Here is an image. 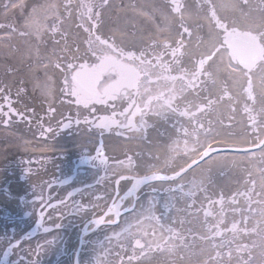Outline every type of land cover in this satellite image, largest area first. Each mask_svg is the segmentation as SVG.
I'll return each mask as SVG.
<instances>
[{
    "label": "snow or ice",
    "instance_id": "6c2138e0",
    "mask_svg": "<svg viewBox=\"0 0 264 264\" xmlns=\"http://www.w3.org/2000/svg\"><path fill=\"white\" fill-rule=\"evenodd\" d=\"M248 3L249 0H232L231 4H222L221 7L241 11L242 15L248 17L250 14L244 13L240 7L241 4ZM108 4L109 0H100L99 5L95 0H79L75 8L79 20L77 27L87 34L83 41L86 45L87 58L81 57L79 61L69 60L63 67L61 62H53V66L64 73L62 91L71 98V103L91 109L92 113L97 111L95 105H109L113 109L116 108L117 102L127 105L123 111L113 110L111 115L93 116L91 119L86 116L83 122L101 130H110L116 125L142 132L145 139H147V129L152 127L146 119L149 115L165 122L172 117L187 118L191 126H186L179 119L173 123L177 135L168 145V154L163 164V167L171 169L170 174L160 171L156 165H149L144 175L132 177L120 175L116 180L118 187L115 196L111 198V203H105L103 208L100 204L75 205L76 213L89 208L98 209L100 213L93 211L92 218L84 223L80 237L81 245L86 243L85 237L90 231L101 226L118 224L122 209L124 212L133 213L132 218L125 221L124 227L105 236L109 247H103L101 244L103 251L94 260L85 264H133V262L142 264L144 261L152 260L156 255L163 256L168 264H176L177 259L192 264L193 257H205L196 264H233L234 254L235 264H257L254 254V249L257 248L260 250L258 264H264V18L241 27L221 16L213 0H203L199 5V11L203 12L202 19L209 29L208 39L205 40L202 36L194 34L193 29L186 22L187 19L193 18V14L188 13L186 18L184 5L178 0H171V12L179 16L177 38L175 40L168 38L167 32L172 26V21L167 14H164L162 20L164 27L158 28V35L161 38H151L148 46L137 51L118 45L115 37L105 38L99 34L102 14L100 9ZM73 7L74 0H64V12L61 14V5L55 2L33 6L26 20L28 30L21 32V35L32 34L39 40L45 31H50L53 34L61 33L62 39L67 43L68 32H61V28L65 20L71 19ZM141 14L148 15V13ZM152 14L155 15V12L153 11ZM50 20L52 24L49 28ZM203 26L197 23L196 28L200 29ZM0 27L4 26L0 25ZM11 31L15 29L12 28ZM194 35V47L199 50L198 54L189 48ZM75 50L79 52V46ZM186 58L190 67L185 64ZM212 88H218V93L212 92ZM4 92L5 89L0 88V93ZM202 92L208 94L200 99ZM46 94L51 95L50 88H46ZM240 95L245 98L243 113L248 121V130L240 139L248 145L247 147H237L234 143H229V140L235 139V134L222 133L214 126L217 122L224 125V119L218 121L208 119L206 123L201 119L202 116L216 111L218 105L225 100L233 101L230 112L235 113V105ZM189 96L193 98L189 99ZM12 104L10 95L5 93L4 104L0 105V115L5 118L3 124L8 126L12 115L28 119L30 122L31 118L18 112ZM5 107L7 111H4ZM48 111L54 112L55 109L49 108ZM136 117H139L138 124ZM227 120L228 127H231L234 116H228ZM71 123L69 119L66 123L62 122L60 127L67 129ZM75 123L79 125L81 120L76 119ZM52 131L51 127L44 128L41 135ZM102 135L103 131H101ZM228 153H243L241 159L256 163H250L248 168L244 169L246 172L244 190L233 192L227 198L221 192L217 198L212 199L208 196L207 187L212 183L211 166L235 168L241 164V159L229 156ZM128 159L131 160L130 157ZM97 160L101 165H107L102 141L100 147L96 149V155L82 156L80 164L96 167ZM123 163L119 161L117 166H122ZM204 164H208L209 167L202 169L199 178L193 176L187 182L177 183L182 181L187 173ZM254 172L258 174L259 181L254 177ZM129 179L133 183L121 196L120 182ZM157 181L172 184L165 190L171 195L164 201L159 214H157L159 201L155 197H150L147 207L142 205L139 210L136 209L135 203L130 208L123 207V202L135 196L141 186H150L152 182ZM151 191L156 192L157 189L152 188ZM198 192L205 194L208 206L201 205L200 208L191 211L195 207V196ZM72 195L73 192L68 193L69 197ZM177 198L191 199V203L186 206L187 210L176 206ZM241 198L244 201L243 206H241ZM20 199L22 200L23 197ZM96 199L101 200L103 197L98 196ZM64 203L65 200H60L57 204L42 201L36 228H43L45 233L50 232L51 228L43 226L45 212L47 209L55 211ZM214 205H219L218 213L211 210ZM201 210L205 217L203 222L205 234L193 232L191 227L185 228L184 225L190 221L184 218L179 220L171 218V223L164 222L170 218L172 212H186L188 216H198ZM228 213L239 214L240 219H234L230 226L222 227ZM25 214L29 215V213ZM57 216H60V213L57 212ZM208 217H215L216 222L208 224ZM48 219L51 220L52 216L49 215ZM250 222L251 227H249ZM177 223L180 227L173 226ZM62 227V224L55 225L56 229ZM242 235L256 236L259 238V243L255 240L251 243H238ZM30 237L31 233L23 234L20 238L14 235L0 238V243L6 241L0 264H16V261H11L10 257L14 254V250ZM217 238H220L219 243L216 242ZM197 239L204 244L197 247ZM113 241L120 249L119 252L114 253L117 257L115 261L108 259L113 255L111 248ZM55 243V238L37 243L35 246L37 256L46 245ZM129 250V255L121 254ZM75 256V264H82L79 249L75 250ZM29 264H39V261H29Z\"/></svg>",
    "mask_w": 264,
    "mask_h": 264
},
{
    "label": "bare ground",
    "instance_id": "6f19581e",
    "mask_svg": "<svg viewBox=\"0 0 264 264\" xmlns=\"http://www.w3.org/2000/svg\"><path fill=\"white\" fill-rule=\"evenodd\" d=\"M8 0H4V3L0 4V25L4 27H0V67H4V70H0V76L2 75L6 82L10 85L12 89L9 92L10 97L13 101V108H15L18 112L24 113L25 117H31L29 114H26V111L35 109V113L40 115L41 118L38 120L24 119L18 117L16 115H12L11 122L8 125L12 131H14L15 135L11 137L13 139H20V142L26 144L27 149L32 150L34 147H41L44 144L46 145L49 138H54L53 140L58 141L59 143H63L67 140L73 139L76 141L82 139H93L95 135L94 133L101 134V131H91L89 130L90 125L85 126L80 123L76 125L75 128H69L66 130H59L55 127L54 119L45 120L44 116H47L48 113L42 112L44 109H49L46 106V102L40 99V96L44 97L43 99L52 103L57 113V118L60 119L64 114H67L71 108L67 109V103L60 99L57 93V85L58 78L60 73L58 72L60 69H56L51 62L52 59L57 57L58 61L61 62L62 59L71 60L74 58H87L85 55L84 44L80 39L82 36V32L79 30L77 25H73L71 21L67 22V26L69 27L67 43L62 39L61 33L51 34V37H47L48 32L45 31L43 36L37 40L36 37L32 34L29 35H21V32L27 31L28 29L25 27V24L22 25L20 22V18H23V15L18 13L17 10H22V6H24L23 10H27V8L32 7V4L38 2L39 5H44L48 3H57L61 5V9H63L64 0H11L7 4ZM179 3L184 5V12L187 18L188 13L193 14V18L187 19L186 22L193 29L194 34H198L202 36L205 40L208 39L209 29L207 27V23L202 19L203 12L199 11V5L203 3V0H178ZM110 4H108V9L113 12L109 16L107 21V25L110 27L116 38L125 43L126 38H130L134 41V45L141 44L147 39L152 37L159 39L158 28L164 27L162 23L164 14H167L168 18L172 21V26L168 30L167 35L169 39L175 40L177 38V32L179 24V16L175 13L171 12V0H110ZM213 3L217 5V10L220 12L221 16L225 17L229 22L234 21L238 26L246 27L250 23L259 22L261 18H264V4H262V0H249L247 5L241 4L240 7L244 13H249L248 17L242 15L241 11H234L230 7H221L222 4L229 5L232 3V0H213ZM7 5V7H5ZM15 5V6H14ZM75 7V1H74ZM73 7V8H74ZM153 11L155 15H153ZM141 13H148V15H143ZM199 13V15H197ZM72 18V17H71ZM17 20L20 23L19 27L14 26L11 20ZM197 23L203 24L204 26L200 29L196 28ZM14 28L15 31H11ZM65 30H61L63 32ZM104 35L106 32L104 31ZM59 41V43H56ZM195 45V35L192 38L191 43L189 44V48L198 54V49L194 47ZM79 46V48H83V50L77 52L75 49ZM49 47H52L54 50H50ZM67 49V51H61L62 49ZM140 48V46H139ZM159 50V49H157ZM46 62V65L43 63ZM186 66L190 67L187 58L185 59ZM57 72V73H55ZM46 88L51 89V95L46 94ZM212 92L218 93V88H212ZM235 92V90H233ZM208 93L202 92L200 95V99H203ZM26 96V97H25ZM189 99L193 97L189 96ZM245 102V98L243 95L238 97V102L236 103V111L235 113L230 112V105L233 101L225 100L218 105L217 110L209 113L205 116H202L201 119L207 122L208 119H212L214 121H218L219 119H224V125H220L218 122L214 125L219 131L222 133H234L235 139L229 140V143H234L237 147H245L246 144L240 139L244 136L245 132L248 130V123L246 122L245 114L243 113V104ZM4 104V96L0 95V105ZM259 107V105H257ZM4 111H7V108H4ZM42 112V113H41ZM66 112V113H65ZM50 115V114H49ZM234 116V120L232 121L231 127H228V116ZM3 115H0V137L3 136ZM56 116V115H55ZM62 116V117H61ZM84 116L82 113H78L77 117H80V120H84ZM179 119L186 126L190 127V123L187 118H178L172 117L167 122L149 115L148 123L152 125L147 131V139L144 138V133L137 131H128L124 132L123 129L111 128L110 130H102L103 131V139L111 145L108 150H114L115 148L112 145H115L117 151L122 153L124 149L129 148L132 151H136V155H139L137 159H139L138 163L135 165L134 172L142 173V171H147L149 165H156L160 171L168 173L171 170L170 168L163 167L164 160L166 155L168 154V146L166 143L171 138L173 139V123ZM139 120V118H138ZM139 123V122H138ZM137 123V124H138ZM51 127L53 129L52 132L44 133L41 135L44 128ZM14 129V130H13ZM245 139L251 140L252 137H245ZM34 142L39 143L38 146L34 144ZM61 145V144H60ZM44 148V147H43ZM117 151L111 154V160L114 163L122 161L119 155H117ZM39 153V152H37ZM64 152H59L50 155L43 154H35V159H45V158H62L65 157ZM223 155V154H221ZM229 156L235 157L237 159H241L243 157V153H228ZM159 157V159H157ZM53 162V161H50ZM65 161H59L57 163H50L47 167H43L40 170L31 169L27 170V166H19L14 171H9L7 168H3L0 170V219H3L2 226L0 227V238L4 236V230L6 228H14L18 226L20 223V219L14 217L18 215L21 205L17 204L13 211L8 212L9 198L11 197L10 188L14 189L23 188L26 193L34 192L38 196L40 193L41 185L45 179L53 178L51 173H54L58 170H63L65 167ZM250 163H256L255 161H249L247 159H241V164L239 167H231L220 165H212L211 171V179L212 176H217L222 178L219 180L216 178V182H214L211 188H208V196L212 199L217 198L220 193H226V198L230 197L233 192L242 191L245 188L244 179L246 177V172L244 169L248 168ZM35 166V165H33ZM41 167L40 164L36 165L35 168ZM208 164L201 165L200 168L193 169V173H187L188 181L193 178V174L201 173L202 169L208 168ZM141 171V172H140ZM64 174V171L60 172ZM126 172H109L107 174H102L104 177L109 178L105 179V184H102L101 188H97L93 186L94 181L97 179L91 178V172H86L81 179L84 191L81 192L83 200L78 199L77 203L80 205H91L96 204L98 201L96 197L106 196L102 199L108 198V195L103 192V187L112 188L113 185L117 190L116 180L120 175H124ZM25 180V178H27ZM113 177V179H111ZM111 179V180H110ZM112 182V185L109 183ZM132 181L127 180L121 181L119 185V189L125 190ZM156 183L154 187L150 186H141L137 191L135 196L129 197L127 200L129 205L131 206L134 201H136L137 196L144 197V193L152 188H156L159 190L161 188L163 191L171 187L164 186V182H152ZM86 185H91V188H86ZM159 187V188H157ZM219 187L223 191H219ZM220 189V190H221ZM111 190V189H110ZM167 192V191H165ZM106 194V195H105ZM47 196L48 193L46 192ZM123 196V193H120ZM229 195V196H228ZM158 198L157 195H155ZM201 197L206 199L204 203L205 207L208 206L207 198L204 193H201L199 198L195 197V202L202 201ZM57 199L51 196V201L53 204H57ZM165 200L162 201L164 203ZM191 203V201H190ZM125 201L123 202V205ZM65 205V203L63 204ZM60 206V205H59ZM53 210V209H51ZM3 212V214L1 213ZM51 215L52 219L50 220L52 229H56L55 225L58 224L57 217L54 216L49 210L45 212V218L48 219V216ZM55 217V218H54ZM82 216L81 218H84ZM111 218V217H110ZM113 218V217H112ZM55 219V220H54ZM89 220V218H85V220ZM83 221V222H84ZM20 231V237L24 234L23 230H26V226L22 225ZM27 231H31L30 239L23 242L22 245L14 250V254L10 257L11 261H16V264H29V261H32L30 257V253L35 250V247L30 245V242H33L34 239L38 237V233L40 229L36 228V225L27 229ZM42 238L46 239L44 235ZM52 240L54 237V233H51L47 237ZM75 239L71 241L68 245V248H72L74 246ZM25 255V256H24ZM155 264H167L166 260H162L161 256H156ZM189 264L187 261H181L179 259L176 260V264ZM197 261L192 262V264H196ZM148 264V263H142ZM150 264V263H149Z\"/></svg>",
    "mask_w": 264,
    "mask_h": 264
},
{
    "label": "rangeland",
    "instance_id": "374dc122",
    "mask_svg": "<svg viewBox=\"0 0 264 264\" xmlns=\"http://www.w3.org/2000/svg\"><path fill=\"white\" fill-rule=\"evenodd\" d=\"M78 2H79V0H76V2H75V7L78 5ZM95 3L97 4V5H99L100 4V0H95ZM104 8V7H103ZM63 88H64V84H63ZM5 93H8L7 92V89L5 90V92L4 93H0V95H4ZM64 93V92H63ZM65 94V93H64ZM65 96H66V98L69 100L68 101V103H67V106H68V108H71L68 112H69V114H71V115H69V116H67V117H64V118H62V119H57L56 120V122H55V124L57 123V127H59V125L64 121V120H66V118L68 119V117L70 118H74V117H76L77 116V114L78 113H86V115H87V117H89V119H91L93 116H100L101 114H97L98 113V111H96L95 113H92L91 112V109H85V108H83V106H77L75 103H71L70 102V97L69 96H67L66 94H65ZM26 97V96H25ZM119 104H122V106L120 107V110L121 111H123V107H124V105L126 104V103H123V102H118ZM95 107L97 108L98 107V105H95ZM102 107V106H101ZM106 107V108H105ZM104 107V109H102V111H104V113H107V112H109V111H111V110H113V108H111L109 105H107V106H105ZM44 111V110H43ZM42 111V112H43ZM47 112L46 113H48V110H46ZM41 112V113H42ZM50 113V115L48 114V116H44V118H45V120H47V119H49V120H51V119H56V118H54V116L55 115H57V113H56V111H54V112H49ZM103 113V112H102ZM103 113V114H104ZM26 114H29L31 117V120H33V121H35L36 119H40L41 118V116L40 115H37L36 113H35V109H33V110H28V111H26ZM84 117H86V116H84ZM77 118H79V117H77ZM246 120H247V117H246ZM86 124V123H85ZM86 125H92V124H86ZM71 128H73L74 127V124L72 125L71 124V126H70ZM69 127V128H70ZM92 131H94V129L92 130ZM26 159H28V156H26L25 157ZM23 161V160H22ZM46 161V159H39V161H36V160H31V164H34V163H36V165H38V164H43L44 162ZM95 163H96V167H92L91 165H88V164H80V160L79 161H77V162H73V161H71V162H69V163H67V164H65L66 166H65V171H66V175H65V177H59V178H55L54 179V182H57L58 183V181L59 182H61L62 180H64V179H66V180H64L63 181V183L62 184H57L56 185V187H53V188H51L52 189V191H53V193H54V191L57 189V186L60 188L59 190H62V191H59V193H54V196L56 197V198H61V197H63V198H66V197H68L67 199H69V198H71V197H69L68 196V190H71V189H73V188H76V190L77 189H80V191H76L75 190V192H73V195H80V192H81V188H80V180H81V178H83V175L85 174V172H91V176H92V178L93 177H97L98 175H100L101 174V172H103V171H105V172H107V171H117V169H120V170H124L125 171V169H126V171H131L132 172V167H131V164L129 163V164H125V162L123 163V165L122 166H117L116 164L115 165H111L110 163L108 164V165H101L100 163H99V161L97 160V161H95ZM23 164H26L25 162L23 163ZM122 168V169H121ZM103 179H104V177H103ZM102 179V180H103ZM96 183V182H95ZM95 183L93 184V186H95ZM209 185H211V184H208V186ZM62 187H64V188H62ZM44 189V188H43ZM110 189L109 188H105L104 189V191H107L108 193V195H110L112 192L111 191H109ZM75 193V194H74ZM159 193V192H158ZM72 195V196H73ZM159 195L161 196V197H163L164 195H163V193H159ZM200 193L198 192L197 194H196V196L195 197H197V198H199L200 197ZM42 199H33L31 202L30 201H28V200H26L25 202H24V204H25V206L22 208V210L20 211V214H19V217H21V219H22V222L24 223V224H28V225H32L36 220H37V216H38V214H36V207H37V205L39 204V202H41V201H45V200H43V198L44 197H41ZM201 199H202V201L201 202H203L204 200H206L205 198H203V197H201ZM190 198H184V199H182V200H180L179 201V199L177 198V200H176V202L175 203H179L180 205H181V209H186L187 210V208H183L182 206H187L188 205V203L190 202ZM108 201V200H107ZM107 201H105L104 202V204L105 203H107ZM65 203H68L69 205H66L65 206V209L67 210V212L70 210V208L72 207V209H74L75 210V205H74V203H73V201L71 200V199H69V201H67V202H65ZM136 209L137 210H139L140 209V207L143 205L144 207H147V204H148V202H147V198H146V196H145V198H143V199H137L136 200ZM96 204H97V202H96ZM244 205V201H243V198H241V206H243ZM195 206H196V204H195ZM201 207V206H200ZM200 207H198V208H200ZM28 208V210L26 211V209ZM40 210H41V205H40ZM157 208H159L160 209V207H157ZM90 209V208H89ZM25 210V211H24ZM62 210V209H61ZM214 213H218L219 212V205H214V206H212V209H211ZM161 211H162V208H161ZM58 212L60 213V215L63 217L62 218V220H66V219H69V217L70 216H68V217H66V215H67V212H63V211H60V210H58ZM73 212V211H72ZM72 212H71V214H72ZM90 212H92L93 213V210L92 209H90L89 211H87V213H90ZM25 213H29V215H26ZM74 213H76V212H74ZM73 213V214H74ZM160 212H158L157 214H159ZM84 214H86V212L84 213ZM132 215H133V213H131V212H124L123 211V213H122V215H121V219H120V222H119V224H118V226H114V227H105V228H103V229H101V231H97V232H95V233H93V234H91L89 237H88V239H87V243L89 244V243H91L92 244V247H91V249L93 250V251H96V248H95V243H97L98 244V250L96 251V252H99V253H101L102 251H103V248L101 247V244H103V247H105V245L107 244V240L106 241H104V242H102L101 240H102V236H107V235H111V233L112 232H114V231H119L120 230V228H122V227H124L125 226V221L126 220H130L131 218H132ZM74 217H77L78 216V213H76V215H73ZM201 219L202 218H204V220H205V217H204V215H203V210H201L200 211V213H199V215H198ZM59 218H60V216H59ZM171 218H175V219H177V220H179L180 218H184L186 221H190V223H186L185 225H184V227L185 228H188V227H191L192 228V230H193V232H196V231H198L199 232V234H205V232L203 233V232H200V231H202V227H203V225L204 224H199L200 223V221L201 220H197V218H196V216L195 215H193V216H188V215H186V212H180V213H176V212H172L171 214H170V218L169 219H166L164 222L165 223H171L172 222V220H171ZM208 219V224H213V223H215L216 222V220H215V217H208L207 218ZM238 220V219H240V216H239V214H232V213H228V215H227V217H226V221H225V224L224 225H222V227H228L230 224H229V222H231L232 220ZM78 221L80 220V219H77ZM77 220L76 221H74L73 222V220H69L68 221V224H70V223H75V222H77ZM196 225H198L199 226V229H195L194 227L196 226ZM20 227H21V223H20V225H19ZM44 227H48V228H50L49 227V223H45L44 225H43ZM174 227H180V225L177 223V224H175V225H173ZM249 226H252V224H251V222H250V224H249ZM51 230H52V228H51ZM53 231V230H52ZM52 231H50V232H48V233H45L44 231H43V228H42V230H41V232H39L40 234H43V235H45L46 236V238L48 237V235L52 232ZM198 232H196V233H198ZM6 233H8L9 235L11 234L12 236L14 235L16 238H19V232L17 233V231H15V232H12V230L10 229H7V231H6ZM7 234V235H8ZM8 235V236H9ZM61 235H64L65 236V231L62 233V229H57V233H55V239H56V243H55V245H57V246H61V243H60V241H61ZM10 237V236H9ZM189 239H191V237H189ZM45 240H48V239H45ZM253 240H255L257 243H259V238L258 237H256V236H243L242 235V237H241V240L240 241H238V243H251ZM36 241H38L39 243H42L43 242V240H40V239H35V241L34 242H36ZM102 242V243H101ZM217 243H219L220 242V238H217V241H216ZM202 244H204V242H202V241H200V240H196V245H197V247H199L200 245H202ZM51 245H46L45 247H44V249H47V248H49ZM112 251H113V255H111V260H113V261H115L116 259H117V257L115 256V252H119L120 251V249L116 246V242L115 241H113L112 242ZM259 248H257V249H254V254L256 255V259H257V264H258V260L260 259V257H259ZM48 252V251H47ZM46 251H44V252H41L40 254H39V259H41L42 261H44V259L46 260L47 258H49L48 257V253H47ZM89 254V253H88ZM122 255H125V256H127V255H129L130 254V250L129 251H127V252H123V253H121ZM245 255V258H247L246 257V254H244ZM156 256H159V255H156ZM155 256V257H156ZM161 256V255H160ZM153 258V259H155L156 260V258ZM203 258L204 257H193V259H192V262H194V261H197L198 259L199 260H203ZM152 259V260H153ZM161 259L162 260H164L165 258L163 257V256H161ZM235 259H236V257H235V254H234V257H233V264H235ZM85 260V261H84ZM91 260V257H87V255L84 253V257H83V264H85V262H87V261H90ZM166 260V259H165ZM166 262H167V264H168V261L166 260ZM187 262V261H186ZM183 263V262H182ZM133 264H136V262H133ZM184 264V263H183Z\"/></svg>",
    "mask_w": 264,
    "mask_h": 264
}]
</instances>
